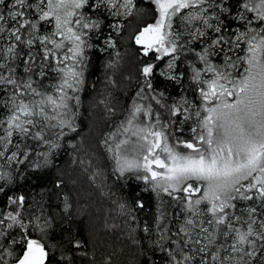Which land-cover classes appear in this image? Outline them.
Listing matches in <instances>:
<instances>
[{
    "label": "snow or ice",
    "instance_id": "1",
    "mask_svg": "<svg viewBox=\"0 0 264 264\" xmlns=\"http://www.w3.org/2000/svg\"><path fill=\"white\" fill-rule=\"evenodd\" d=\"M154 2L158 6L159 20L144 27L134 40L142 46L145 57L150 52L160 54L155 56L156 60L170 57L167 64L169 72H160L156 64L145 63L140 74L152 92H155L152 79L157 72L179 82L184 74L177 72L174 62L180 60L181 54L191 52L198 63H190L189 79L198 86L205 114L201 117L199 110L195 112L198 126L190 128L193 134L190 139H175L177 147L190 151H177V147L168 143L169 136L174 134L166 130L175 126V133H183L181 124L192 118L189 107H185L190 106V102L182 99L164 104V93L151 95L157 105L166 109L168 122L161 130H153L154 124L133 132V135L148 141L141 146L147 155L143 156L142 162L118 160L120 171L142 169L146 174L141 179L151 181L152 190L157 195L163 192L180 201L189 214L184 226L179 228L178 234H182V238L174 241L181 258L177 259L170 252L172 264H185L200 254L203 255H200L198 264H209V261L212 264H264V0ZM9 4L11 8L7 12L0 11V36L4 35L9 20L15 22L7 29V36L15 43L7 48L0 46V93L4 94L0 95V109H7V115L0 118V157L14 149L7 159L23 164L29 160L32 151L27 146L28 139L48 144L51 150L60 147L45 137L44 130L55 127L44 123L55 118L48 115L46 106H50L53 112L69 109L67 101L73 97L65 89L75 91L76 86L83 83V73L76 67L84 59L85 48L90 47L87 40L90 34L95 33L99 38L103 33L104 10L117 16L121 14L122 7L125 9L123 15L127 16L131 15L135 4L134 0H0V8L8 9ZM81 9L87 11L77 15V10ZM184 9L195 11L181 17L187 29L186 38L181 42L182 33L172 31L171 21ZM73 17L76 18L73 20ZM52 21L55 31L41 34L42 24ZM195 22L202 27L188 29V25ZM108 26L117 32L121 28L120 24ZM56 36L71 42L67 48L71 55L64 54L62 60L72 61L71 66L58 68L62 74V82L57 86V92L61 93L59 98L38 91L32 79L33 74L39 77L46 75V62L56 57L54 49L65 48L63 41H57ZM103 42L108 47L116 46L111 34ZM242 44L244 55H240ZM37 45L39 60L32 51ZM22 46L29 49L26 58H23ZM17 61L23 64L21 76L17 75L20 67ZM56 63L60 64L61 59ZM241 65H244L242 70ZM76 99L78 102V97ZM143 111V105L137 104L132 119ZM147 114L152 115L150 106ZM63 115L66 117L68 112ZM178 117L179 120L176 119ZM132 119L124 131L131 130ZM155 121L156 124L161 123L159 113L155 115ZM59 126L76 130L69 119H60ZM149 136L152 137L150 141ZM14 137H19V140H14ZM157 149L164 155L163 159L157 155ZM50 154L41 153L44 165L36 164L34 167L46 166ZM153 165L164 171L155 170ZM4 175L0 173V179H4ZM242 181L249 182L244 185ZM0 193H4L3 185H0ZM198 193L199 197L193 200ZM8 201L16 208L0 213V250L13 258L12 264H53L55 254L43 237L40 240L31 237L28 223L17 210L24 207L25 196H8ZM241 202L246 203L241 206ZM137 207L143 208L144 204L138 202ZM201 215H210L207 224L216 225L218 231L209 232L204 227L205 221L197 219ZM162 221L163 214L157 218L158 230ZM30 223L36 230L47 234L44 231L47 221L41 225L37 218ZM235 223H240L241 228H236ZM143 231L147 233L149 228L145 226ZM162 231H168L167 227ZM16 234L22 243L16 239ZM221 237L225 243L217 244ZM229 237L232 238L231 244H227ZM8 244L19 246V254L15 247L8 248ZM189 246H192V254L183 255V249ZM74 247L80 248L81 245L76 242ZM0 264H6L4 255H0Z\"/></svg>",
    "mask_w": 264,
    "mask_h": 264
},
{
    "label": "trees",
    "instance_id": "2",
    "mask_svg": "<svg viewBox=\"0 0 264 264\" xmlns=\"http://www.w3.org/2000/svg\"><path fill=\"white\" fill-rule=\"evenodd\" d=\"M10 8L11 4L8 9L0 8V11L7 12ZM83 11L87 9L77 10V15ZM104 15L106 19L103 20L102 35L97 38L95 33L90 34L87 38L90 47L85 48L84 59L76 67L77 71L83 73V83L77 85L75 91L65 89L69 96L73 97L67 101L69 109H57L53 112L50 106H46L48 115L55 118L44 123L55 127L46 128L45 137L50 143H58L60 147L51 150L48 144L28 139L26 143L32 151L29 160L23 164L7 159L14 149L0 157V173L5 174L4 179H0V185H3L4 193H7H0V213L16 208L8 201V196L24 195L25 205L17 210L28 223L31 237L38 240L43 237V241L51 248L56 257L53 264H172L169 259L170 252L176 255L177 259L181 258L174 241L182 238V234H178L179 228L184 226L189 214L180 201L163 192L157 195L156 191L152 190V182L141 179L146 174L142 169L121 173L117 161H122L123 150L130 147L125 143L128 141L130 130L126 132L124 129L129 127L128 121L132 119V112L137 104L143 105L145 111L132 119L131 131L140 126L144 127V123L147 126L155 124V128L161 130L168 122L166 109L151 99V95L160 92L164 93V104L180 102L182 99L190 102V106L185 107H189L192 118L181 124L182 134L175 133V126L166 130L174 134L169 136L168 143L177 147L176 138L188 140L192 137L190 128L198 126L195 112L199 110L201 117L205 114L198 86L189 79L190 63L198 62L193 59L191 52L181 54L180 60L174 63L177 65V72L184 74L182 80L172 81L157 72L152 79L155 89V92H152L147 88L140 68L145 63H154L162 72L168 57L156 60L155 52H150L145 57L143 48L135 43L134 37L144 27L159 20L158 6L154 0H135V8L131 15L121 22L119 32L108 26L116 24V19L107 10H104ZM176 19L177 15L172 18V30L177 27L174 26ZM14 23L9 20L5 25L6 31L0 36V46L7 48L9 44L15 43L14 39L6 35L7 29ZM54 31V21L42 24L41 34ZM109 34L115 41L114 48L103 42ZM185 38L186 36L182 35L181 42ZM55 39L63 41L65 48L54 49L56 57L46 62V75L39 77L33 74L32 79L33 86L38 91L59 98L61 93L57 92V86L62 82V74L58 68L71 66L72 61L62 60L64 54L71 55L67 53L71 42L61 36H56ZM243 49L242 44L240 55L245 54ZM22 51L25 54L23 58H26L29 49L22 46ZM32 51L37 54L39 60V45ZM57 59H61L60 64L56 63ZM17 63L20 64L17 75L21 76L23 64L22 61ZM141 89L144 91L140 92ZM28 99L39 100L40 97ZM149 106L151 116L147 114ZM65 111L68 112L66 117L63 115ZM157 113L160 124L155 121ZM6 115L7 109H0V118ZM60 119L71 120L76 130L61 128ZM13 139L18 141L19 137ZM177 151L187 153L190 150L180 146ZM41 153H51L47 157L48 163L46 166L34 167L36 164L44 165ZM248 182L242 183L247 185ZM199 195H194L193 200ZM138 202H142L144 207H137ZM244 203L246 202H241V206ZM161 214L163 221L161 229L158 230L157 218ZM203 216L209 232L217 230L216 225L207 224L210 215ZM37 218L41 225L45 221L48 222L44 230L46 235L30 223ZM145 226L149 228L147 233L143 231ZM165 226L168 231L163 232ZM235 227L241 228V224L235 223ZM12 231L15 234V230ZM16 239L22 243L19 234H16ZM76 242L80 243V248L74 247ZM231 242L232 238L229 237L227 244ZM224 243L225 239L222 237L217 240V244ZM13 247L18 255L20 247L8 244V248ZM191 247H185L183 255L192 254ZM0 255H4L6 264H12L13 258L7 256L6 252L0 250ZM200 255L185 264H198ZM209 264L212 262L209 261Z\"/></svg>",
    "mask_w": 264,
    "mask_h": 264
},
{
    "label": "rangeland",
    "instance_id": "3",
    "mask_svg": "<svg viewBox=\"0 0 264 264\" xmlns=\"http://www.w3.org/2000/svg\"><path fill=\"white\" fill-rule=\"evenodd\" d=\"M122 2V0H121ZM134 4H135V0H134ZM119 6V5H118ZM133 10V9H132ZM108 11V10H107ZM111 11H116V9H112ZM191 11H195V10H191V9H184V10H181V13L177 14V19L174 23V26H177V27H173V32H176V31H180L182 33V35L186 36V33H187V29H185V26H184V23L182 20H181V17L185 14H187L188 12H191ZM109 12V11H108ZM125 12V9L124 8H120V15H117V16H112L114 19H116L117 23L116 24H121V22L126 19L128 16L130 15H123V13ZM110 14V13H109ZM195 27H202V25L199 24V22H195L191 25H188V29H191V28H195ZM7 35V34H6ZM157 55H160L159 53H157ZM168 57V56H166ZM171 58L168 57L167 59V62H166V65L165 67L162 69V72L164 73H168L169 72V69L167 68V64L170 62ZM244 67V66H243ZM243 67L241 68V70L243 69ZM166 76V75H164ZM208 76H210V74H208ZM208 76H205V79L208 78ZM197 119V117H196ZM145 129H147L149 126H147V124H143ZM144 127H137V128H134L132 129V131L130 132L129 131V137L127 138L128 141H126V145L128 146L129 144V149H124L123 150V153H122V160L123 159H128V160H136V161H141L142 162V158L143 156L147 155V151L141 147L142 145H146L148 143V141H145V140H142L140 138V136H137V135H133V132H135L138 128H144ZM153 130H158L156 128H154ZM143 135V134H142ZM152 139V137L149 136L148 140L150 141ZM128 148V147H127ZM157 155H160L161 158L163 159L164 158V155L162 153H160V151L157 149ZM167 162V161H166ZM153 168L157 171H164V169H156L155 168V165H153ZM243 182V181H242ZM207 216V215H206ZM204 217L203 215H201L200 217H198L197 219L198 220H204ZM204 227H206V224L204 223ZM198 231V230H197Z\"/></svg>",
    "mask_w": 264,
    "mask_h": 264
},
{
    "label": "flooded vegetation",
    "instance_id": "4",
    "mask_svg": "<svg viewBox=\"0 0 264 264\" xmlns=\"http://www.w3.org/2000/svg\"><path fill=\"white\" fill-rule=\"evenodd\" d=\"M142 47V46H141Z\"/></svg>",
    "mask_w": 264,
    "mask_h": 264
}]
</instances>
